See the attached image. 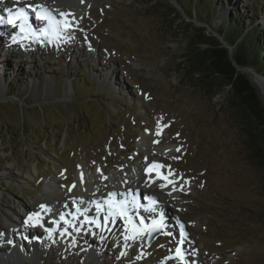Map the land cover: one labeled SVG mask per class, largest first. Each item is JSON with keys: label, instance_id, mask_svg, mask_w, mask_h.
Listing matches in <instances>:
<instances>
[{"label": "rangeland", "instance_id": "374dc122", "mask_svg": "<svg viewBox=\"0 0 264 264\" xmlns=\"http://www.w3.org/2000/svg\"><path fill=\"white\" fill-rule=\"evenodd\" d=\"M211 1L87 0L63 46L46 39L3 50L0 37V264H264V165L229 106V90L208 93L183 63L189 36L203 27L196 9L211 13L213 33L232 15L244 16L245 32L254 26L248 18L264 30V0ZM160 125L166 133L157 147L176 149L161 166L183 185L180 194L163 193L175 211H168L172 233L123 256L121 239L106 237L95 256L77 240L53 242L41 226L25 224L43 200L57 207V191L64 202L80 165H103L105 184L117 166L139 168L148 157L140 139ZM255 147L264 148V130ZM96 184L91 189L103 192ZM7 218L34 238L49 236L30 245L22 235L17 248Z\"/></svg>", "mask_w": 264, "mask_h": 264}, {"label": "bare ground", "instance_id": "6f19581e", "mask_svg": "<svg viewBox=\"0 0 264 264\" xmlns=\"http://www.w3.org/2000/svg\"><path fill=\"white\" fill-rule=\"evenodd\" d=\"M25 1L27 3L24 2L23 0H18V2H17V0H2V2H0V9H2V10L6 9V8L15 9L17 7H22L25 4L31 5L33 7L39 5V6H42V7L49 9L52 12V14L57 17V19H62V17H60L59 13H66V14H70L67 17V19L69 21H71V18L75 21L78 19H81L83 21L84 17L80 11L86 7V4H88L87 0H68L70 2V5H66V6H62L63 1H60V0H40V1H38V0H25ZM58 1H60L61 4H58ZM28 2H30L31 4H29ZM65 3H64V5H65ZM4 13L6 16L5 18H7L9 14L5 10H4ZM27 13H28L29 18H31L30 13L28 11H27ZM33 14L35 15V13H33ZM32 22H33V20H32ZM45 23H46V21H40V23H38V28L42 29L43 25H45ZM5 28H6L5 26L0 25V34H6ZM14 29L16 30L17 27H15ZM65 34L70 35V30L68 29L65 32ZM0 37H1V35H0ZM14 37L16 38L15 42L12 39V44H11V47H14V48L19 47V46H17L18 44H20L22 46H27L26 44H31L30 45L31 47L36 46V48H37L38 45L41 44V42L44 39L41 37L26 39V38H23L19 33L16 34ZM52 39H54V38H52ZM1 40H2V38H1ZM1 40H0V43H1ZM54 40L56 42H59L60 45L63 46L64 42L62 40H60V39H54ZM2 43H4V42H2ZM73 44H75V46H76V43H73ZM2 48H3V50L6 48L5 43L3 44ZM260 85H261L260 87L264 91V83L261 82ZM158 129L160 131L159 135H157L158 130L156 132H154V129H153V131L149 130V134H146V135L143 134L141 139H140L138 147L144 148L148 153V157L145 160V162L141 164V166L139 168H136V166H133L132 164L130 166L128 164L127 165L122 164L120 166H117L118 167L117 170H115V171L111 170L112 172L109 173V176H108L109 181L107 182V184H105L104 179L101 178V175L103 174L102 169L104 170V166L103 165H101V167L100 166H96V167L94 166L95 167L94 169H90L87 166V164L85 163L83 166L80 165L78 167L77 172H76L73 180L68 181V186L70 185V188H69L68 192L64 191V195H63V197L65 199L64 202L59 203V200H61V199H57V197H56L57 193H58L57 190H56L57 193L55 195L53 194L52 197L54 198L55 202L58 203L57 209L55 210V215H54V217H56V218L60 214L59 211H61V210L65 211L67 213H74V210L77 207L78 208H84V209L88 208L86 203L91 198H94L95 196L96 197H103V196H105V193H108V197H113L114 201H126V202H128L127 207L129 210H128L127 215L129 217V219L127 221L124 218L119 217V216L114 217V218L110 217L109 220H105V219L103 220L102 229L99 232L100 241L93 243V244H90L92 249H94L95 251H101V249L104 246V242H105L106 237L121 239V240H119L120 245H122V247H123L122 250L125 254L128 252V248L133 249L137 246L138 242H140L141 240L143 241L144 235L140 239L128 240L127 245H126V242L124 239L126 232L129 235L132 234V228L134 226L140 227V228H144V227L148 228V222L145 220H144V224L140 225V223H139L140 219L137 218V217L141 218V216L139 215V211H137L135 208L131 207L130 202L132 201L133 197H135L136 202L139 198L142 197V199H144L147 204H149V201L147 199H145V197H153L156 201H158L155 205V207L157 208V212L156 213H150V212L148 213V215L150 216V219H152V220L155 219V220L161 221L160 220V213L162 212L163 213V220L161 221V223L164 224L166 231L173 230V227L169 223L170 222L169 221L170 215L168 214V211L170 208L167 207L165 204H163V202L165 200H167V198L163 197V195H164L163 193H167L169 197H172L174 194H180V192L183 190L182 189L183 185L180 184L181 182L178 181L177 178L173 177L174 175L172 176L168 172L163 170L161 167H157V166H161L160 164L165 162L166 156L168 154L176 152V149L172 148V147L171 148L170 147H157V145L161 144V139H162L163 134L166 133V131L163 129L162 125H160V127ZM100 163L102 164L103 162H100ZM131 163H133V162H131ZM110 165H111V163H110ZM36 173H37V168L35 166V167H33L32 172L28 173L27 175H28V177H35ZM99 174H101V175L99 176ZM169 180L173 181V183L175 185V190H173V183H169L168 182ZM59 183H60V181H59ZM95 183L102 184L104 186V191L99 192V189L97 191H95L93 188H92L93 189L92 190L91 186ZM162 184L165 186L161 187ZM99 187H101V186H99ZM50 192H52V191H50ZM144 193H151V194L145 195ZM110 194H113V195H110ZM138 196H140V197H138ZM58 198H60V197H58ZM43 203H45L47 207L52 206V204H54V202L51 200L50 201H44L43 200ZM74 205H75V207H74ZM107 207H108V204L106 203L103 207V209H104L103 213L106 212ZM36 210H37V212L39 211L38 209H34L32 211H36ZM29 212H31V211H29ZM169 212H170V214L171 213L173 214L175 211L171 210ZM140 213H141V211H140ZM29 215H31V214H29ZM15 224L9 218H7L6 228H7V231H10V239L9 240L10 241L12 240L11 243H13L14 246H17L18 248H20L21 247V241L23 240L22 235L28 234L29 237H31V238H34V237L32 234L30 235L29 233L25 232L26 227L24 228L23 226H19V225H15ZM50 227H52V226H50ZM17 235H19V236H17ZM49 235L55 241L58 238L57 234L54 232H52ZM70 235L72 237L71 239L74 238L77 240V238L73 232H70ZM28 236H26V237H28ZM42 236H44V235H42ZM3 240H6V238H4V239L0 238V251L6 250V246L3 244ZM30 245H32V243H30ZM84 245H89V244L86 243ZM11 249L17 250L16 248H11ZM174 261H177V260L174 259ZM198 262H197V264H198Z\"/></svg>", "mask_w": 264, "mask_h": 264}, {"label": "trees", "instance_id": "16d2710c", "mask_svg": "<svg viewBox=\"0 0 264 264\" xmlns=\"http://www.w3.org/2000/svg\"><path fill=\"white\" fill-rule=\"evenodd\" d=\"M208 13L207 17L199 16L195 10V18L207 27L211 25V13ZM243 17L232 15L216 30L217 35L233 46L231 55L216 36H208L203 28H196L188 38L183 63L188 73L193 71L199 77V86L208 93L215 94L222 88H229V106L242 121L253 157L264 165V148L255 147L258 134L264 130V106L249 75L235 68V65L248 66L264 75V30L257 26L256 19L248 18L254 26L245 32ZM186 27L188 29L189 25Z\"/></svg>", "mask_w": 264, "mask_h": 264}, {"label": "snow or ice", "instance_id": "6c2138e0", "mask_svg": "<svg viewBox=\"0 0 264 264\" xmlns=\"http://www.w3.org/2000/svg\"><path fill=\"white\" fill-rule=\"evenodd\" d=\"M0 2H2V0H0ZM18 2V0H17ZM26 7H32L31 5H27L25 7H17L15 9L12 8H6L4 9L9 15L7 18L0 16V23H7L12 25L13 27H18L19 28V34L23 37V38H37V37H41V38H54V39H60L65 32L71 27V23L70 21L67 19V17L70 14H66V13H59L60 17H62V19H57V17L55 15L52 14V12L42 6H35L32 7L33 12L35 13V17L37 20L40 21H46L44 27L42 29H36L32 26L31 23H29V16L28 13L26 11ZM38 9V10H37ZM15 37H13V41L15 42ZM160 134V131L158 129L157 131V135ZM157 167H162V166H157ZM169 183H173V181L169 180ZM165 185H161V187H164ZM173 190H175V185L173 183ZM113 195V194H110ZM145 199H147L149 201L148 205H143V204H138L135 200V197H133L131 203V207L132 208H144L145 211L150 212V213H156L157 212V208L155 207L156 205V200L153 197H145ZM108 204L107 210L105 212V220H109V218H114V217H122L124 218L126 221L129 219L127 213H128V207L127 204L128 202L126 201H107L106 202ZM41 209L47 210L46 205H40ZM100 206L97 205V212H100ZM77 211H79V209H77ZM40 213H33L31 215H29L27 217V219L25 220V224H28L29 222H32V226H36L37 224H40ZM35 218V219H34ZM61 221H64L65 224H70L71 222L66 220L65 217L63 215H61L60 217ZM160 220H163V213H160ZM85 221L92 223L93 221L89 220V218L87 216H85ZM53 223H58L56 221H54ZM140 225L144 224V220L143 218L140 220ZM153 226L149 229L147 227L144 228H140V227H136L134 226L132 228V234L129 235L127 232L125 233V242L127 245V241L128 240H136V239H140L143 237V235L147 234V235H151L152 232L155 231H159L161 230L164 225L162 223H157V221L155 219H153L152 221ZM42 226V225H41ZM99 226V225H98ZM46 231L51 234L54 229L49 228L46 229ZM65 231H67V229H65ZM77 231H79V229H77ZM61 235H63V232L61 233ZM185 236V233L183 232V226L181 225V241H179L178 243H182L183 242V238ZM125 253H121V255L123 256ZM176 255L178 257H180L181 259L184 258V253L181 252V249L179 247H177L176 249Z\"/></svg>", "mask_w": 264, "mask_h": 264}, {"label": "water", "instance_id": "95a60500", "mask_svg": "<svg viewBox=\"0 0 264 264\" xmlns=\"http://www.w3.org/2000/svg\"><path fill=\"white\" fill-rule=\"evenodd\" d=\"M172 13V12H171ZM201 22V21H199ZM203 24V27H198L199 29H202L204 30V32H206V35L208 36H216L218 38V40L221 42L222 46H224L225 48L228 49V53L229 55L232 54V48L233 46H229L223 39L220 35H217L216 33H213L211 30L209 31L208 28H210V26H205V23L204 22H201ZM234 64V63H233ZM235 65V64H234ZM235 68L238 70V71H241L243 73H246L249 75V78L251 80V82L253 83V85L255 86V89H256V92H257V95L258 97L260 98L261 100V97H260V93L259 91L261 90L262 91V94L264 95V91L263 89L260 87V83L263 82L264 83V75L255 71L252 67H248V66H244V67H240V66H237L235 65ZM227 89L229 90V88L227 87ZM259 89V91H258ZM262 102V101H261ZM263 105V103H262ZM264 106V105H263ZM161 234V230L159 231H155V232H152L151 235H147L146 237V244L149 245L151 244L159 235Z\"/></svg>", "mask_w": 264, "mask_h": 264}]
</instances>
